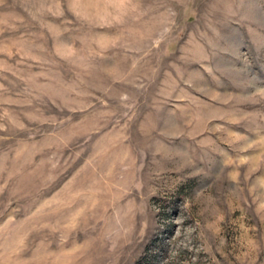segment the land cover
<instances>
[{"label": "rangeland", "instance_id": "obj_1", "mask_svg": "<svg viewBox=\"0 0 264 264\" xmlns=\"http://www.w3.org/2000/svg\"><path fill=\"white\" fill-rule=\"evenodd\" d=\"M0 264H264V0H0Z\"/></svg>", "mask_w": 264, "mask_h": 264}]
</instances>
